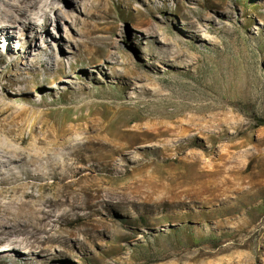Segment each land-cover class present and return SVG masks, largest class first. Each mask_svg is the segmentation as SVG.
<instances>
[{
	"label": "rangeland",
	"instance_id": "1",
	"mask_svg": "<svg viewBox=\"0 0 264 264\" xmlns=\"http://www.w3.org/2000/svg\"><path fill=\"white\" fill-rule=\"evenodd\" d=\"M107 1L55 4L23 93L4 88L18 56L0 65V124L15 120L0 138L55 167L101 166L85 170L100 214L70 212L73 243L46 264H264V0ZM23 34L0 49H25ZM54 181L22 176L18 196L47 200L64 189Z\"/></svg>",
	"mask_w": 264,
	"mask_h": 264
},
{
	"label": "bare ground",
	"instance_id": "2",
	"mask_svg": "<svg viewBox=\"0 0 264 264\" xmlns=\"http://www.w3.org/2000/svg\"><path fill=\"white\" fill-rule=\"evenodd\" d=\"M58 1L61 0H0V35H8L9 39H12L16 28L21 26L27 45L25 49L20 50L18 47H12V42H8L7 39L8 43L0 49V65L5 62V54H16L18 56V60L13 62L12 71L8 74V81L4 83V88L7 91H14L16 94L23 93L26 91V87L15 88V86L30 81L24 75L27 73L32 74L33 80L38 75L42 61L40 58L30 60L27 55L33 49L40 50L41 44L38 42L37 35L40 29L44 30L50 26L49 11L55 9L57 18L61 17L58 14L60 9L55 5ZM81 1L85 7L88 6L90 9L96 6L99 8V6H103L104 3L108 2L107 0ZM216 5V7L213 5L212 10L217 14L225 13V9L228 8V3L225 1L216 3ZM137 13L142 14L140 10ZM207 15L210 22L215 19L210 13H207ZM39 18L43 19L42 24H38L37 19ZM140 23L142 26H149V17L141 18ZM112 56L113 52L107 50L104 59L108 61L113 58ZM23 59L26 60L25 66L20 67L18 63ZM87 59L90 62L96 61L92 57ZM61 67L62 63L57 62L56 68ZM3 77H0V82ZM7 118L5 117L2 120L7 121ZM14 123V118L8 120L7 123H1L0 131L4 132L6 136L13 133L15 130L11 126H14ZM39 156L27 154L12 141H5L0 138V185H2V188H0V245L4 246L0 248V252H15L17 255L15 261L10 260L9 255L1 258L0 261L4 264H46L47 261L56 256L63 255V251L58 249L57 245L67 246L73 243L71 237L62 234V231H60L68 214L72 211L84 210V216L90 217L92 214H100L101 212L103 194L100 185L94 182L98 175L85 172L86 169L100 172L101 166L98 162L82 160V165L72 163L63 167V164L59 168L55 167L53 163L44 162L45 159L41 160ZM22 176L31 179L51 177L55 179L54 183H62L64 189L58 195L47 200H43L42 195L30 200L28 199L29 194H25L26 197L24 198H19L18 192L25 187L24 183L17 184ZM67 178L72 180L66 181ZM86 181L92 184H88ZM82 182L84 183L81 184ZM74 184H81L80 188L76 190L73 187ZM7 185L11 192L3 188ZM93 186L96 187L93 188ZM61 205H65L67 209L57 215L55 210Z\"/></svg>",
	"mask_w": 264,
	"mask_h": 264
}]
</instances>
